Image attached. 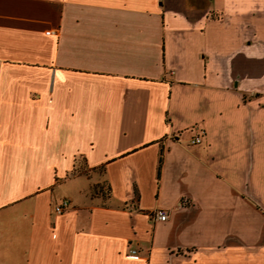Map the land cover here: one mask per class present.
I'll list each match as a JSON object with an SVG mask.
<instances>
[{
    "label": "crops",
    "instance_id": "1",
    "mask_svg": "<svg viewBox=\"0 0 264 264\" xmlns=\"http://www.w3.org/2000/svg\"><path fill=\"white\" fill-rule=\"evenodd\" d=\"M0 264H264V0H0Z\"/></svg>",
    "mask_w": 264,
    "mask_h": 264
},
{
    "label": "built area",
    "instance_id": "2",
    "mask_svg": "<svg viewBox=\"0 0 264 264\" xmlns=\"http://www.w3.org/2000/svg\"><path fill=\"white\" fill-rule=\"evenodd\" d=\"M48 32L49 31H47V33ZM198 142H200V136H194V137H191L189 139V144H195ZM69 205H70L69 199L62 198L53 205V210L55 213H60L61 211L67 209L69 207ZM153 216H154V218L163 221L167 218V211L163 208H156L153 211ZM135 253H136V251L134 249L128 250L129 255H133Z\"/></svg>",
    "mask_w": 264,
    "mask_h": 264
},
{
    "label": "rangeland",
    "instance_id": "3",
    "mask_svg": "<svg viewBox=\"0 0 264 264\" xmlns=\"http://www.w3.org/2000/svg\"><path fill=\"white\" fill-rule=\"evenodd\" d=\"M84 168V164H83V161L82 159H79V163H78V166L77 168L73 169L71 173H77L78 171H82ZM100 184H105L104 182L100 183Z\"/></svg>",
    "mask_w": 264,
    "mask_h": 264
},
{
    "label": "trees",
    "instance_id": "4",
    "mask_svg": "<svg viewBox=\"0 0 264 264\" xmlns=\"http://www.w3.org/2000/svg\"><path fill=\"white\" fill-rule=\"evenodd\" d=\"M94 189H95L96 191H98V192H99V191H103L102 188H101V186L98 187V185L95 186Z\"/></svg>",
    "mask_w": 264,
    "mask_h": 264
}]
</instances>
